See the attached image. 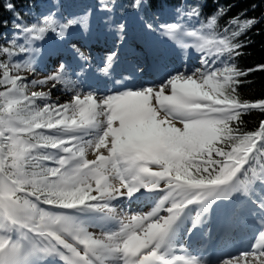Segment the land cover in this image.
I'll return each instance as SVG.
<instances>
[{
    "label": "snow or ice",
    "instance_id": "1",
    "mask_svg": "<svg viewBox=\"0 0 264 264\" xmlns=\"http://www.w3.org/2000/svg\"><path fill=\"white\" fill-rule=\"evenodd\" d=\"M119 2L101 0V10L115 13ZM204 3L175 9L177 20L162 23L171 8L146 19L150 0H128L125 8L145 21L134 32L143 42L140 50L128 43L129 21L114 23L109 15V30L117 31L118 45L137 61V71L148 69L149 56L152 70L160 69L153 34L173 41L185 59L194 47L201 66L190 70L185 64L156 82L108 94L83 90L79 78L93 66L92 57L76 44L70 48L83 63L79 71L65 60L53 72L36 70L42 56L64 54L43 46L48 34L64 40L76 19L62 22L51 15L38 23H15L11 36L0 34V264H41L47 257L63 264H205L197 254L173 249L181 217L192 205L210 213L216 201L238 196L255 205L254 242L227 253L219 264H264V195H253L264 187V119L251 131L241 127L246 113H264V97L247 99L238 91L251 82L250 73L264 72V63L241 69L237 62L251 43L240 37L264 17L241 13L221 24L231 6L220 5L198 27L186 26L184 17L200 19ZM5 8L23 20L11 0ZM90 17L89 11L86 31ZM119 57L118 47L100 71L107 74ZM58 84L72 93L64 102L52 98ZM141 189L166 194L144 213L111 206ZM246 201L236 205L234 215L246 211ZM55 208L98 211L116 219L119 228L95 233ZM201 222L198 212L192 228Z\"/></svg>",
    "mask_w": 264,
    "mask_h": 264
},
{
    "label": "trees",
    "instance_id": "2",
    "mask_svg": "<svg viewBox=\"0 0 264 264\" xmlns=\"http://www.w3.org/2000/svg\"><path fill=\"white\" fill-rule=\"evenodd\" d=\"M44 0H11L15 5V12L19 13L23 20L17 19V16L13 11H9L5 8V0H0V34L10 33L14 30L13 25L15 23H29L30 15L34 12L33 9L38 7V2H43ZM57 5H61L65 1H71L74 5H81L82 0H51ZM98 5L101 4V0H96ZM128 0H120L116 5L117 12L120 13L121 8H125ZM197 0H150V7L146 9L143 14L146 19H151L153 13L158 12L160 9H169L173 11L170 15H165L161 17L162 23L175 22L179 16V13L175 9H179L187 4H195ZM55 4V5H56ZM231 6L225 16L221 18L220 23H227L228 19L238 14L244 13L248 17H264V0H205L203 4V13L200 19L192 20L184 17L183 23L189 28L198 27L201 20L207 19L215 13L218 6ZM255 5V7H253ZM245 10H247L245 12ZM125 15L132 16V11L125 8ZM173 18L174 21L169 20ZM241 40L248 39L251 43L247 44L243 51L244 55L237 58L238 67L241 69L254 68L258 63H264V19L254 25L250 30H248L243 36L240 37ZM0 43H4L0 40ZM247 80L251 81L247 84L239 85L238 91L241 92L242 96L247 99H254L264 97V72H253L246 77ZM244 124L241 126L248 131L253 130L260 119H264V113L253 111L246 113L242 117Z\"/></svg>",
    "mask_w": 264,
    "mask_h": 264
},
{
    "label": "rangeland",
    "instance_id": "3",
    "mask_svg": "<svg viewBox=\"0 0 264 264\" xmlns=\"http://www.w3.org/2000/svg\"><path fill=\"white\" fill-rule=\"evenodd\" d=\"M85 22L86 21L84 20V17H81V18L77 19V23L75 25L81 24L83 26V24ZM96 26H97L96 24L91 23V27H90L89 30L93 31V27H96ZM45 40H48L47 42H51V43L55 44L56 43V34L54 32H50ZM189 42H191V38H189ZM164 43L167 46V50H165L166 53L163 56L164 50L161 49V51H160L161 52V58H164L165 56H167L174 49V46H177L173 41H171L169 39H167V41H165ZM65 45L67 46V44H65ZM188 56H190L188 59L191 61V64H192L191 65V68H189L190 70L199 68L201 66L200 65V56H201V54L194 47H190V48L187 49V57ZM175 57L178 58V59L185 58V56H184V50L175 52ZM42 59H43V57H41L39 59V62ZM196 61H197V65L195 63ZM173 65H175V64L173 63ZM38 66H40V65L39 64H36V70L37 71H39V68H37ZM53 71H55V70H53ZM53 71H50V72H53ZM39 72L43 73V71H39ZM37 90H39V89H37ZM64 92H65L64 90H61V93L60 94L57 92V93H55V95H58L59 100L65 101L68 98L67 99H62V97H61L62 96L61 94L64 93ZM53 100H55V99H53ZM58 151L59 150H52V151L51 150H48L49 154H52V155H56L58 153ZM161 198H159V199H161ZM110 204H111V206L115 207L117 210L120 209V211H122L123 213H129V212L130 213H133V214L134 213H137L135 211L136 208L128 209L126 207V205L124 204L123 197H120L118 199L112 200L110 202ZM62 211L67 212V213L75 216L77 219H79L75 215L76 214L75 213L76 212V209H72V210H69V211L68 210H62ZM114 220H116V219H113V218H110V217H107V219H104L103 220L104 223H105L104 224V226H105L104 229H100L101 224H99V225H97V224L96 225H93L91 222H88V221H85V220H83V221L80 220V221L86 223L88 225L90 231L95 232V233H100L101 231H115V230H118L119 223L114 224ZM218 261H219V259H216V261H214V263H211V264H219Z\"/></svg>",
    "mask_w": 264,
    "mask_h": 264
},
{
    "label": "bare ground",
    "instance_id": "4",
    "mask_svg": "<svg viewBox=\"0 0 264 264\" xmlns=\"http://www.w3.org/2000/svg\"><path fill=\"white\" fill-rule=\"evenodd\" d=\"M44 62H46V61H43L42 67L47 68L46 66H48V65H45ZM78 63H79V61L76 59V66H78ZM97 66H98V63H95L94 70H92V73H94V79L91 82H87V84L89 85V87H87V90L90 89V90H92V92H95V93L106 94L107 91L105 90V85H104L105 81L103 82V80H105V73L104 72L102 73L101 71H99V68ZM76 70L78 71V69H76ZM92 73L85 71L84 75L79 78L80 81H82V79H85L86 76H89ZM94 80L98 81L97 84L99 86L95 83ZM61 90L65 91L64 93L61 94L62 99H67L72 95V93L70 91L66 90L63 85L58 84L55 88L52 89V98L56 99L58 97V95H55V93L58 92L60 94ZM59 101L64 102L61 100H59ZM219 202H220V210L222 211L225 208V204H226L227 200H219ZM176 242L177 241L175 239L174 243H176ZM173 247H174V244H173Z\"/></svg>",
    "mask_w": 264,
    "mask_h": 264
}]
</instances>
